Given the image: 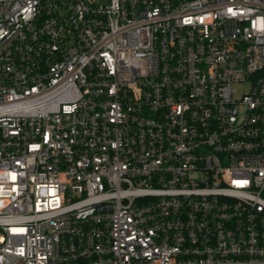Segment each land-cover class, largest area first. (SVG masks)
<instances>
[{"label": "built area", "instance_id": "built-area-1", "mask_svg": "<svg viewBox=\"0 0 264 264\" xmlns=\"http://www.w3.org/2000/svg\"><path fill=\"white\" fill-rule=\"evenodd\" d=\"M0 264H264V0H0Z\"/></svg>", "mask_w": 264, "mask_h": 264}, {"label": "rangeland", "instance_id": "rangeland-1", "mask_svg": "<svg viewBox=\"0 0 264 264\" xmlns=\"http://www.w3.org/2000/svg\"><path fill=\"white\" fill-rule=\"evenodd\" d=\"M245 89H246L245 86H243V87L241 86L240 91L243 92V91H245Z\"/></svg>", "mask_w": 264, "mask_h": 264}]
</instances>
